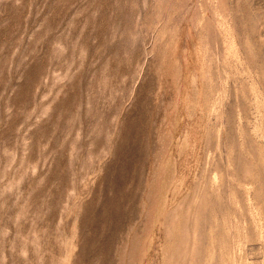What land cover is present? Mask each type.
Returning a JSON list of instances; mask_svg holds the SVG:
<instances>
[{
    "label": "rangeland",
    "instance_id": "1",
    "mask_svg": "<svg viewBox=\"0 0 264 264\" xmlns=\"http://www.w3.org/2000/svg\"><path fill=\"white\" fill-rule=\"evenodd\" d=\"M0 264H264V0H0Z\"/></svg>",
    "mask_w": 264,
    "mask_h": 264
}]
</instances>
